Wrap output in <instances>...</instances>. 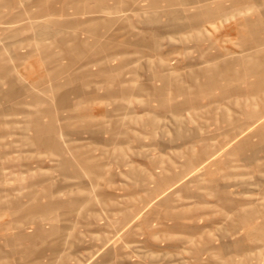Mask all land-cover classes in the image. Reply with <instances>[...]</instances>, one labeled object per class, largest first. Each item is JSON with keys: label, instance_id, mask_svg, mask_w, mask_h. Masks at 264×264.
Wrapping results in <instances>:
<instances>
[{"label": "rangeland", "instance_id": "obj_1", "mask_svg": "<svg viewBox=\"0 0 264 264\" xmlns=\"http://www.w3.org/2000/svg\"><path fill=\"white\" fill-rule=\"evenodd\" d=\"M243 21L264 0H0V264H264Z\"/></svg>", "mask_w": 264, "mask_h": 264}, {"label": "crops", "instance_id": "obj_2", "mask_svg": "<svg viewBox=\"0 0 264 264\" xmlns=\"http://www.w3.org/2000/svg\"><path fill=\"white\" fill-rule=\"evenodd\" d=\"M238 23H237V28H238L237 30L239 31L238 35L240 36L239 37L240 39L242 38L241 41L243 42V45H245V47H243L242 52H238L237 55H238V57L241 55H244L245 51L248 50L249 55L252 54L253 58H255V60H256L255 62L258 63V65L256 64L257 66L256 65L251 66L250 64H248V62H247V64H245L244 60H246V59H244V56H243L242 61L238 62V64H237V66H238L236 69L237 77H240V75L242 74V77L244 78L245 72H247L249 74V76H252V77H248V79H250L249 81L252 82L250 86H253L255 88H264V46H262V45H264V40H262L263 37L261 35H260L259 39H256L257 34L258 33L260 34V32L262 30V24L263 23H262V21H260V22L252 21V27H251L250 22L243 21L242 31H241V25ZM246 25L248 27H251V28L248 29V27ZM257 29H258V32H257ZM263 30H264V28H263ZM249 32H253V35H250ZM246 34H249V35H246ZM250 40L253 41V46L251 48L248 47V45H247L248 41H250ZM245 41L247 42V44H245L246 43ZM241 64L243 65L242 71L240 69ZM259 134L261 136L259 143H257V144L251 143L248 146L247 144L242 142V143L237 144V146H236L237 149H235V150H239V151L243 152L248 147L251 149H254V150H257L255 148L259 147L260 145L262 147L264 145L263 141H262L264 138V128L262 130H260ZM254 159H255L254 155H250L247 157V160L253 161ZM220 191L221 190H217L216 193H222V195H223V192L222 191L220 192ZM222 198H224V197H222ZM225 198L227 199V197H225ZM220 247L222 248L223 245H220ZM195 260H199V259L197 257H195Z\"/></svg>", "mask_w": 264, "mask_h": 264}, {"label": "bare ground", "instance_id": "obj_3", "mask_svg": "<svg viewBox=\"0 0 264 264\" xmlns=\"http://www.w3.org/2000/svg\"><path fill=\"white\" fill-rule=\"evenodd\" d=\"M14 95V94H13ZM10 96V95H9ZM14 97V96H13ZM11 98H12V96H11Z\"/></svg>", "mask_w": 264, "mask_h": 264}]
</instances>
